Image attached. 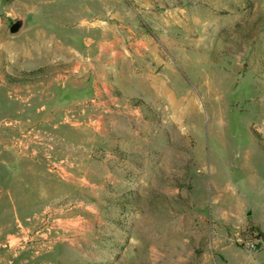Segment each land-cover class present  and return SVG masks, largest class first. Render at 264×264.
Instances as JSON below:
<instances>
[{
  "label": "rangeland",
  "instance_id": "1",
  "mask_svg": "<svg viewBox=\"0 0 264 264\" xmlns=\"http://www.w3.org/2000/svg\"><path fill=\"white\" fill-rule=\"evenodd\" d=\"M252 227L264 0H0V264H264Z\"/></svg>",
  "mask_w": 264,
  "mask_h": 264
},
{
  "label": "water",
  "instance_id": "2",
  "mask_svg": "<svg viewBox=\"0 0 264 264\" xmlns=\"http://www.w3.org/2000/svg\"><path fill=\"white\" fill-rule=\"evenodd\" d=\"M9 2H13L15 0H8ZM33 17L31 13H27L16 20H14L7 28V32L10 36H17L23 30H25L31 23Z\"/></svg>",
  "mask_w": 264,
  "mask_h": 264
},
{
  "label": "trees",
  "instance_id": "3",
  "mask_svg": "<svg viewBox=\"0 0 264 264\" xmlns=\"http://www.w3.org/2000/svg\"><path fill=\"white\" fill-rule=\"evenodd\" d=\"M249 234V235H248ZM254 239L260 241L261 243L264 244V234L256 227H252V230H249V233H247L248 236L255 235Z\"/></svg>",
  "mask_w": 264,
  "mask_h": 264
}]
</instances>
